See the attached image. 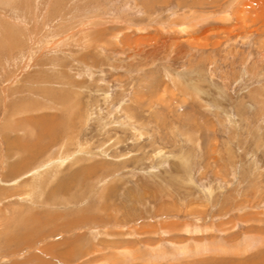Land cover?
I'll return each instance as SVG.
<instances>
[{"label":"rangeland","instance_id":"obj_1","mask_svg":"<svg viewBox=\"0 0 264 264\" xmlns=\"http://www.w3.org/2000/svg\"><path fill=\"white\" fill-rule=\"evenodd\" d=\"M0 264H264V0H0Z\"/></svg>","mask_w":264,"mask_h":264}]
</instances>
